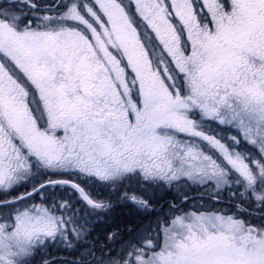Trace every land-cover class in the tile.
<instances>
[{
	"label": "snow or ice",
	"instance_id": "6c2138e0",
	"mask_svg": "<svg viewBox=\"0 0 264 264\" xmlns=\"http://www.w3.org/2000/svg\"><path fill=\"white\" fill-rule=\"evenodd\" d=\"M0 264H264V0H0Z\"/></svg>",
	"mask_w": 264,
	"mask_h": 264
},
{
	"label": "rangeland",
	"instance_id": "374dc122",
	"mask_svg": "<svg viewBox=\"0 0 264 264\" xmlns=\"http://www.w3.org/2000/svg\"><path fill=\"white\" fill-rule=\"evenodd\" d=\"M124 208H119L117 207L116 209H114V214H116L117 212H120L121 210H123ZM56 255H60V256H64L66 255V253H63V252H60V253H56L55 251L53 252V256H56Z\"/></svg>",
	"mask_w": 264,
	"mask_h": 264
},
{
	"label": "trees",
	"instance_id": "16d2710c",
	"mask_svg": "<svg viewBox=\"0 0 264 264\" xmlns=\"http://www.w3.org/2000/svg\"><path fill=\"white\" fill-rule=\"evenodd\" d=\"M192 194H194V193H192ZM128 211V209H123V210H121L120 212H117L116 214H114V211H113V213H112V215L114 216V217H116V218H121L122 216H123V214L124 213H126Z\"/></svg>",
	"mask_w": 264,
	"mask_h": 264
}]
</instances>
